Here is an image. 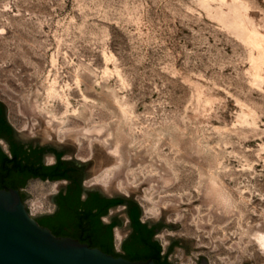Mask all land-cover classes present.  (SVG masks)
I'll use <instances>...</instances> for the list:
<instances>
[{
    "label": "rangeland",
    "instance_id": "1",
    "mask_svg": "<svg viewBox=\"0 0 264 264\" xmlns=\"http://www.w3.org/2000/svg\"><path fill=\"white\" fill-rule=\"evenodd\" d=\"M250 29L264 35V0H0V102L16 137L62 150L84 188L135 202L172 264H264V37L253 47ZM64 186L20 192L38 217ZM110 217L123 238L124 208Z\"/></svg>",
    "mask_w": 264,
    "mask_h": 264
},
{
    "label": "trees",
    "instance_id": "2",
    "mask_svg": "<svg viewBox=\"0 0 264 264\" xmlns=\"http://www.w3.org/2000/svg\"><path fill=\"white\" fill-rule=\"evenodd\" d=\"M62 163V161H58L47 167L55 168ZM26 164L19 159L16 153L9 155L0 148V189L11 187L20 190L23 188L25 184L17 179V175L25 170ZM42 179H45V176ZM46 179H55V177L51 176ZM21 198L24 200L23 194H21ZM55 198L58 206L57 211L43 216L38 221L40 225L50 229L55 236L72 237L114 257L122 256L129 260L152 259L155 264H171L161 254L160 244L151 241L149 236L135 235L130 242L122 244L121 253L114 250L111 226L103 224L100 217L107 212V205L117 204L119 200H109L107 205H101L97 199L82 200L81 191L76 188H69L66 193L59 192ZM140 215V212L131 215L135 231L146 226L145 223H141L137 219ZM136 247L142 248V250L136 251Z\"/></svg>",
    "mask_w": 264,
    "mask_h": 264
},
{
    "label": "water",
    "instance_id": "3",
    "mask_svg": "<svg viewBox=\"0 0 264 264\" xmlns=\"http://www.w3.org/2000/svg\"><path fill=\"white\" fill-rule=\"evenodd\" d=\"M46 147L55 148L50 145ZM92 190L83 187L82 198ZM0 264H155V262L152 259L129 260L122 256L114 257L72 237L55 236L28 212L20 190L9 187L0 189Z\"/></svg>",
    "mask_w": 264,
    "mask_h": 264
},
{
    "label": "flooded vegetation",
    "instance_id": "4",
    "mask_svg": "<svg viewBox=\"0 0 264 264\" xmlns=\"http://www.w3.org/2000/svg\"><path fill=\"white\" fill-rule=\"evenodd\" d=\"M1 142H3L6 145L7 150H4L2 148ZM0 148L3 152L9 155H11L12 153H16L21 161L27 163L25 170L21 174L17 175V179L20 182H23L25 185L29 180H33V179L64 182L65 186L59 192L66 193L69 188H74V189L76 188L81 191L82 200H85L87 198H91L94 200L97 199V201L101 205L109 204L110 202L109 200H119L117 204L107 205L108 206L107 212L100 217L101 222L105 225H110L111 226L110 229L112 230V233H114L113 231L115 228H120L122 226L121 220L117 217H110L109 221L106 222L103 220V218L107 216L109 211L113 208L119 206H122L124 208V213L127 222V230L123 233V238L118 243L120 249V252L118 253L122 252L121 246L124 242L125 243L130 242L131 238H133L135 235L138 234H140L141 236H149L151 241L158 242L156 240V235L159 230V225L143 222L141 220V215L137 219L140 220L141 223H145L146 226L138 231H135L134 227L132 226L131 215L134 213L139 214L140 210L137 204L133 202L131 199L124 197H106L96 190L87 192L86 197L82 198L83 185H82V176H81L80 168L77 165L65 160L63 158L64 153L62 152V150H58L46 146L33 145L31 143H25L20 139H18L16 137L13 127L6 118L5 108L1 102H0ZM50 155L53 156V162L50 163L45 162L44 158ZM58 161H62L63 163L55 168L47 167L56 164ZM43 176H45V179H42ZM51 176L55 177V179H46L48 177L51 178ZM59 176H63V177H59ZM55 201L56 198H54L53 201L55 205L54 212L57 211L58 209V206L56 205ZM43 216H47V215H43ZM43 216L36 217L37 221L41 220ZM113 248L116 251L114 244V236H113ZM140 249L142 250V248ZM140 249L136 247L135 250L139 251ZM161 254L163 255L162 252ZM165 258L168 262H170L167 256H165Z\"/></svg>",
    "mask_w": 264,
    "mask_h": 264
},
{
    "label": "bare ground",
    "instance_id": "5",
    "mask_svg": "<svg viewBox=\"0 0 264 264\" xmlns=\"http://www.w3.org/2000/svg\"><path fill=\"white\" fill-rule=\"evenodd\" d=\"M264 37V35L259 34L254 29H250L246 33V41L252 45L253 47H258V44L260 43V40ZM251 63L252 68L254 70L253 72V83L257 84L258 80L260 79L258 74V69L261 67L262 64V55L260 53H257V56L253 57L251 56ZM55 80L53 79L50 83V86L48 87L47 93H50L53 89V86L55 84ZM38 107V106H37ZM2 143V142H1ZM112 153L118 154L117 148L112 150ZM53 156H48L49 163L52 162ZM121 163L120 159L118 158L115 167H112L113 171H119V164ZM111 176L109 174H105L101 180V184L107 189L109 185L111 184ZM118 188L122 190V192L126 193L129 190V185L124 183L123 181H119ZM56 183L53 185L52 189L56 190ZM207 193H211L217 198V203L222 206H228L226 199L224 198V194L222 193L221 189L218 187L217 184L210 182L207 186ZM115 237L120 240L122 238V234L118 228L115 229ZM255 240L260 246L261 249H264V234L263 233H256L255 234Z\"/></svg>",
    "mask_w": 264,
    "mask_h": 264
}]
</instances>
